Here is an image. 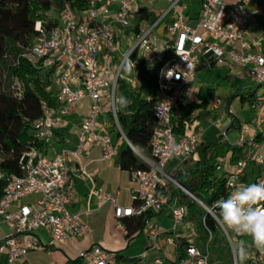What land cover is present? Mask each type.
I'll use <instances>...</instances> for the list:
<instances>
[{"label": "built area", "instance_id": "built-area-1", "mask_svg": "<svg viewBox=\"0 0 264 264\" xmlns=\"http://www.w3.org/2000/svg\"><path fill=\"white\" fill-rule=\"evenodd\" d=\"M140 1L87 0L85 7L75 8L69 0H50L48 16L57 14V23L45 28L41 21H35V37L23 48L20 57L36 69L56 66L55 104L43 102L40 114L31 121L34 136L51 147L53 154L47 155L43 150L29 146L20 155L18 173L0 170V181L4 183L0 197V227L7 228L0 237V255L7 263L18 260L21 264H31L27 260L30 251L49 252L90 235L91 229L83 221L82 214H90L109 202L118 227L123 218H142L143 232L152 242V249L159 236L175 249L182 241L178 259L163 261L157 257L154 264H209V243L214 239L216 226L221 228L230 250L228 264H238L237 237L247 241L246 264H264V252L256 248L251 237L214 222L208 214V206L195 196L197 201L186 188L182 189L165 170L173 158L183 160L194 156L201 143L197 133L191 130L180 133L176 128L182 119L179 107L190 101L196 70L202 61L245 68L254 84H264V33L246 38L249 23L255 13H264V6L250 10L244 8L250 0H198V16L190 22L183 0H165L166 8L158 12L156 19L152 22L140 20L135 30L137 11L147 8ZM160 23H164L161 36L156 31ZM127 29L132 32L128 34ZM121 39L125 42L124 47ZM160 40L163 47L158 49ZM129 54L135 68L125 73L123 65ZM164 54L167 58L158 73L148 148L136 146L124 136L118 122L117 81L123 79L137 90L141 85V62L144 61V67L149 69ZM169 70L177 76L168 78ZM11 89L16 95L14 84ZM83 99H87V111L79 124L76 141L71 143L64 137L62 146L55 150L52 147L57 136L55 131L66 129V116L75 111ZM261 123H264V111L258 120V125ZM114 133L146 165L143 169L133 170L137 186L131 191L133 203L129 205L120 203L117 191L109 192L97 186L95 172L81 163L92 146L101 148L102 159L114 158L118 152ZM220 135L221 142L229 143L224 131ZM232 145L241 147L242 155L235 161L229 156H219L215 164V170L225 176L228 195L236 187L244 186L239 175L248 163L259 166L254 183L264 182V144L257 140L256 133L246 138L241 136ZM75 178L90 183L89 194L94 199V208L71 209L76 199L72 186ZM169 182L189 195L213 220L211 227L205 215L201 218L203 238L199 236L197 226L199 216L191 214L184 203L173 199ZM161 210H166L171 219L168 229L159 230L147 216ZM38 231H43L46 237ZM148 249H144L142 257L147 256ZM78 257V264H115L114 252H108L98 244L81 249ZM215 264H223V261Z\"/></svg>", "mask_w": 264, "mask_h": 264}, {"label": "trees", "instance_id": "trees-1", "mask_svg": "<svg viewBox=\"0 0 264 264\" xmlns=\"http://www.w3.org/2000/svg\"><path fill=\"white\" fill-rule=\"evenodd\" d=\"M69 2L75 8H83L87 4V0H69ZM50 5V0H0V170L5 172H19L18 161L25 148L34 146L43 151L47 148L34 136L31 121L40 114V106L43 102L49 105L55 104V88L53 90L52 84L56 66L52 65L43 70L36 69L26 59L20 57V53L35 37V21H41L45 28L57 23V14L53 17L48 16ZM136 14L135 30L140 20L146 19L152 22L156 19V15L145 7L140 8ZM166 58L167 54H164L162 59L149 69L144 67V61L141 62V85L137 90H133L123 79L119 78L117 81L119 96L123 95L132 101L127 108H120L119 104L117 105V118L122 133L133 145L148 148L153 126L154 97L158 89V73ZM14 80L15 83H13ZM12 84H14L16 95L11 89ZM262 86L264 84L252 83L238 88L229 100L238 97L242 104H252ZM197 95L198 102L179 107V112L183 117L195 108L200 109L196 115L198 120H204L210 115L207 106L214 96V89L201 88ZM224 111L229 117V126L237 128L240 123L239 119L229 110L228 104L225 105ZM215 115H218L217 111ZM183 121L181 120L176 128L178 132L183 129ZM55 132L59 133L57 130ZM220 132L219 128L211 125L206 130L203 141L197 147L196 156L179 160L170 171L174 180L208 207L228 195L224 174L215 170L217 158L226 157V154H229V159L235 161L243 153L241 147L231 144L224 149H218ZM256 138L261 142V139H264V132L257 133ZM117 156L120 168L124 170L133 171L146 167L138 160L125 141L118 145ZM258 175L259 166L248 163L239 175V180L246 186L254 183ZM3 186L4 183L0 181V197L3 193ZM168 186L171 196H185V193L173 183L169 182ZM197 204L189 199L186 204L188 211L195 214ZM198 206L201 211L204 210L200 205ZM153 215L149 213L147 216ZM205 218L213 227V220L210 216L206 214ZM124 225L125 237L130 239L136 232L143 229L144 221L141 217H126ZM182 244V241L178 242L177 259L182 253ZM225 247L227 248L225 260L222 261L223 264H228L230 250L226 243ZM121 261L131 264L138 262V259L136 257L123 258L117 255L115 264H120ZM78 263L79 257L68 259L66 262V264ZM0 264H3L1 255Z\"/></svg>", "mask_w": 264, "mask_h": 264}, {"label": "crops", "instance_id": "crops-1", "mask_svg": "<svg viewBox=\"0 0 264 264\" xmlns=\"http://www.w3.org/2000/svg\"><path fill=\"white\" fill-rule=\"evenodd\" d=\"M186 3L185 14L188 17L190 22H194L199 13V6L198 0H183ZM259 6H264V0H250L244 5V8L255 10ZM163 25L164 23H160L157 27V32L163 35ZM132 29H127V33L130 34ZM261 33H264V13H255L254 18L249 23V34L246 36L247 39H251ZM121 41V46L124 47L125 42L124 40ZM262 50H264V45H262ZM212 62L202 61L200 65L197 67L196 76L194 80V87L193 91L190 95V101L184 105H187L191 102H198V91L202 89L212 88L214 89V96L210 101L209 105L207 106V110L210 112V115L204 120H198L196 118L197 113L200 109H192L187 116H182L181 120L184 123L183 129L180 133L184 131H193L201 136V142L203 141L204 134L206 130L211 126L214 125L220 129V131H224L227 135L229 143L219 142V148H226L229 144H233L239 137H247L252 133H262L264 132V123L258 125V120L261 119L262 111H264V86L258 92L255 101L252 104L248 103H241L238 97L229 98L231 97L232 93L238 89L246 87L252 84V80L249 78L247 71L245 68L239 66L227 67V66H220V65H211ZM216 99L219 100L216 103ZM87 99H83L80 104L78 105L77 109L73 111L70 115L66 116V129L60 130L57 133L56 138L52 141V147L55 150H59L62 146V142L64 137H68L71 143L76 141V134L78 132L79 124L81 119L85 116L87 111ZM235 104L236 111L231 110V104ZM228 104L229 110L239 119V125L237 128L229 126V117L227 116L226 112L224 111L225 105ZM260 104L261 106L258 107L257 105ZM215 111L218 112V115H215ZM185 124H188L185 125ZM248 127L247 130H244ZM236 129L238 132L236 139H231L228 136V130ZM63 134H62V133ZM62 134V136H60ZM114 141L119 145L122 140L117 135V133L113 134ZM264 143V142H262ZM47 155H52L53 150L51 147H47L44 151ZM196 154L193 156L195 157ZM177 160L175 165L171 168V170L176 166L179 162V159L173 158L172 160ZM168 162V163H169ZM81 163L85 165V167L91 171L95 172V181L97 186L103 188L109 192H118L119 193V201L121 204L129 205L133 203L131 197V191L134 190L137 186V182L133 176V171L131 170H124L120 168L119 165V157L116 155L114 158L110 160H104L101 158V148L98 146H92L90 148V153L88 156L83 157ZM170 170V171H171ZM170 173V172H168ZM72 186L76 191V199L71 205V209L73 210H80L86 206L94 208V199L89 194L90 183L82 178H75L72 182ZM170 192V191H169ZM173 199L177 203L180 202L178 199V195H174ZM192 214V213H191ZM153 216L161 217L166 216L170 219L166 210H161L155 213ZM151 216L150 221L155 217ZM153 217V218H152ZM138 218V217H132ZM82 219L85 221L91 229L90 235H84L76 239L73 243L64 244L61 246L56 247L54 250H59L61 247L66 245H73L75 250L79 253L81 249H87L94 244H98L103 248L112 249L114 252V260L116 256L125 257H136L138 262L131 263V264H154L153 260L155 258L161 259V254H156L150 251L152 250V242L148 240L145 232L143 229L141 231L136 232L130 239H126L125 233V225L124 220L125 218L121 219V226H117V220L114 218L112 213V207L109 202L103 203L99 208H95L92 210L90 214H82ZM171 220V219H170ZM171 223V221H170ZM171 226V224H170ZM169 226V227H170ZM159 230L168 229L164 228L163 226H157ZM6 232L4 227H0V237ZM117 232L123 234V239L121 240H114L113 234H117ZM38 234L41 235L43 238L46 237L43 231H38ZM162 240L168 244L163 236H159ZM141 239L139 244V249L136 251H129V246L136 242L137 240ZM171 245V244H169ZM148 254L145 257H142L141 253L144 249L148 248ZM173 247V259L176 258L177 253L176 249ZM49 254L57 257V262L53 261L50 264H66L68 259H75V258H68L66 254L63 252V256L59 255L58 251H54L50 254L49 252H40V251H30L27 254V260L31 264H39L36 261V257L41 254ZM60 256V257H59ZM162 260V259H161ZM1 261L3 264H21L20 261L16 260L12 263H7L5 257L1 255ZM121 264H126L125 262L121 261Z\"/></svg>", "mask_w": 264, "mask_h": 264}, {"label": "clouds", "instance_id": "clouds-1", "mask_svg": "<svg viewBox=\"0 0 264 264\" xmlns=\"http://www.w3.org/2000/svg\"><path fill=\"white\" fill-rule=\"evenodd\" d=\"M133 68L135 64L132 63L129 54L125 59L123 71L130 73ZM173 75H176L174 71L167 72L168 78ZM117 103L120 108H127L132 101L121 95L117 98ZM207 210L214 222L235 233L251 237L256 248L264 252V182L236 187L226 198L216 201ZM247 255L245 242L241 241L236 249L238 264H242Z\"/></svg>", "mask_w": 264, "mask_h": 264}, {"label": "rangeland", "instance_id": "rangeland-1", "mask_svg": "<svg viewBox=\"0 0 264 264\" xmlns=\"http://www.w3.org/2000/svg\"><path fill=\"white\" fill-rule=\"evenodd\" d=\"M140 3H145L147 8L152 11L156 17L158 15V12L163 11L166 8V4H165V0H141ZM163 47V41L160 40L158 42V49H161ZM15 83V80L14 82ZM52 88L54 90L55 86H54V78H53V84H52ZM118 97H119V93H118ZM117 97V98H118ZM231 110L232 111H236L235 109V104H231ZM234 111V112H235ZM238 135V132L236 129H230L228 130V136L233 140L236 139ZM261 142H264V139H261ZM264 144V143H262ZM264 151V150H262ZM134 155L136 156V154L134 153ZM227 158L229 154H226ZM1 156V155H0ZM177 162V160H172L171 162H169L167 164V166L165 167V170L167 172H170L171 168L175 165V163ZM185 193V192H184ZM30 198V197H29ZM178 199L180 200V202H183L185 205L187 204V201L190 198L189 195H187L185 193V196H179L178 195ZM28 200V199H27ZM199 204H197L196 206V214L199 216L198 221H197V226L199 227V236L201 238L204 237V231L201 225V218L205 215V210H200L198 207ZM155 217L154 219L151 220V223L157 227V226H163L164 228H167L170 226V219L166 216H161V217ZM152 217V218H153ZM3 227V226H2ZM5 228V227H4ZM5 230H7V228H5ZM113 238L114 240H121L123 239V234L117 232V234H113ZM141 239L137 240L136 242H133L130 246H129V251H136L139 249V244ZM241 241L245 242L246 247L248 246L247 241H245L243 238L241 237H237V241H236V249L239 246V243ZM155 247L150 251V254L152 252L156 253V254H161V259L163 261H172L173 260V247L172 245L166 244L161 237H158L157 239V244L154 245ZM226 247H225V240L223 237V233L222 230L219 226L215 227L214 230V239L209 243V264H215L218 261H224L225 260V253H226ZM108 252L113 251L112 249L107 248L106 249ZM54 251H58L60 254L63 256V252L66 254V257L68 258H75L78 256V252L75 250V248L73 247V245H66L61 247L59 250H54V249H50V254L53 253ZM58 257V256H57ZM57 257L53 256V255H47L45 253H41L36 257V261L39 264H50L53 261L57 262ZM60 257V256H59ZM242 264H246V259L242 262Z\"/></svg>", "mask_w": 264, "mask_h": 264}, {"label": "water", "instance_id": "water-1", "mask_svg": "<svg viewBox=\"0 0 264 264\" xmlns=\"http://www.w3.org/2000/svg\"><path fill=\"white\" fill-rule=\"evenodd\" d=\"M182 187V189H185L183 186H181ZM193 197L197 200V201H199L194 195H193Z\"/></svg>", "mask_w": 264, "mask_h": 264}]
</instances>
